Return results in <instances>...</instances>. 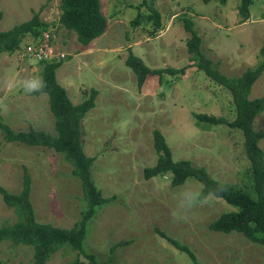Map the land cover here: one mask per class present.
Returning <instances> with one entry per match:
<instances>
[{"label":"rangeland","instance_id":"374dc122","mask_svg":"<svg viewBox=\"0 0 264 264\" xmlns=\"http://www.w3.org/2000/svg\"><path fill=\"white\" fill-rule=\"evenodd\" d=\"M139 2L100 0L106 28L85 50L72 31L58 24V0H0V30L39 10L53 50L64 54L55 78L71 103L80 102L90 88L97 91L94 106L80 119V139L84 154L93 157L90 176L109 201L98 206L87 221L83 250L93 255L95 264H193L165 235L186 245L200 264H264L263 245L238 232L208 229L220 212L231 209L221 199L185 214L177 207L178 198L186 188L198 189L195 181L171 186L169 173L149 179L142 176V168L156 158L152 130L157 129L173 160L188 159L204 167L210 177L251 193V171L243 156L240 132L192 116L205 113L231 120L234 109L227 91L190 64L185 47L188 33L174 16L191 18L202 54L220 73L235 78L259 63L264 0H252L245 20L237 11L238 0H153L150 5L160 21L153 35L147 7L139 9L145 18L131 24ZM28 41L31 37L25 36L12 53H0V121L13 131L35 128L54 133L47 95L26 94L19 87L7 86L8 82L18 85L27 78H40L41 65L22 54ZM78 50L82 52L76 55ZM128 50L149 68L190 66L182 75L164 74L159 82L156 76L148 77L137 88L134 74L123 62ZM263 95L264 69L252 83L248 98ZM253 129H264V109L254 118ZM257 144L264 158V138ZM23 168L30 181L28 200L35 220L71 227L86 207L71 165L51 149L6 142L0 132V187L17 193ZM16 219L0 195V227ZM76 258L92 264L67 247L53 252L45 264H65ZM31 262V246L0 241V264Z\"/></svg>","mask_w":264,"mask_h":264},{"label":"trees","instance_id":"16d2710c","mask_svg":"<svg viewBox=\"0 0 264 264\" xmlns=\"http://www.w3.org/2000/svg\"><path fill=\"white\" fill-rule=\"evenodd\" d=\"M202 1L207 3L210 0ZM152 2L153 0H140L135 6L137 12L131 21L132 25H136L143 20L145 16L139 9L141 6L147 7L149 14L146 17L153 25L150 35H153L160 27L158 13L150 5ZM219 2L224 3L225 0H219ZM251 3L252 0H238L237 11L241 19L245 20L248 17ZM58 9V24L72 31L76 41L82 46H88L93 39L105 31L106 18L101 12L100 0H58ZM174 17L180 20L184 32L188 33L185 47L190 54V64L227 91L234 109V116L231 120L205 113H192V116L194 120L209 125H225L231 129H237L241 134L243 156L247 159L251 171V193L236 189L226 182L227 191L218 193L217 196L231 209L220 212L207 227L209 230L223 233L238 232L250 242L264 246V158L257 144L258 139L264 138V129L258 131L253 129L254 118L264 109V95L248 98L252 83L264 69V42L259 47L261 57L257 66L246 70L239 77H226L200 51V37L193 28L191 18L185 14H177ZM46 29L47 23L39 19V10L33 12L27 20L14 24L6 30H0V53H12L19 47L23 37L35 38ZM123 62L134 74L137 88L145 84L148 77L156 76L159 82L164 74L182 75L190 66L187 63L178 68H149L131 50L127 51ZM38 63L41 65L40 78L46 83V87L43 92L31 94L45 93L47 95L48 109L53 117L54 133L35 128L13 131L2 121H0V132L6 142L41 146L62 154L71 165L72 175L80 182L86 207L81 212L80 218L69 228L38 222L34 218L28 200L30 181L26 169L23 168L21 188L17 193H9L0 187L2 201L6 206L13 208L17 217L12 224L0 227V241L7 240L14 244L21 243L31 246V264H45L51 254L62 247L77 251L89 263L95 264L93 255L83 250L87 221L93 216L96 208L109 201V198L101 195L90 176L93 157L86 156L82 150L80 119L94 106L97 91L90 88L84 93V98L80 102L73 104L67 97L65 89L55 79V69L61 64V59H41ZM152 145L156 158L152 165L142 168L144 179L169 173L171 186H178L187 180H193L199 187L203 183L209 188H214L216 182L219 181L210 177L204 167L195 166L188 159L173 160L170 148L157 129L152 130ZM164 237L176 249L185 252L193 264H200L186 245L168 236L164 235ZM116 245L117 243L111 245L110 250ZM65 264L87 263L76 258Z\"/></svg>","mask_w":264,"mask_h":264},{"label":"clouds","instance_id":"9594fccd","mask_svg":"<svg viewBox=\"0 0 264 264\" xmlns=\"http://www.w3.org/2000/svg\"><path fill=\"white\" fill-rule=\"evenodd\" d=\"M7 86L9 88L19 87L24 91V93L31 94L43 92L44 88L46 87V83L42 80V78L31 77L21 81L18 85L8 82ZM205 189H207V191H205ZM226 191V182L217 181L214 188H209L207 185L201 183L198 189H184L179 195L177 207L187 214L196 207L203 205L211 206L215 199L218 198L217 194Z\"/></svg>","mask_w":264,"mask_h":264},{"label":"built area","instance_id":"2783aa9c","mask_svg":"<svg viewBox=\"0 0 264 264\" xmlns=\"http://www.w3.org/2000/svg\"><path fill=\"white\" fill-rule=\"evenodd\" d=\"M51 34L48 30H43L39 36L31 38V41L26 42L22 47V54L25 57L32 58L36 61L41 59L55 60L63 58L64 54L53 50L51 45Z\"/></svg>","mask_w":264,"mask_h":264},{"label":"crops","instance_id":"0c3cea01","mask_svg":"<svg viewBox=\"0 0 264 264\" xmlns=\"http://www.w3.org/2000/svg\"><path fill=\"white\" fill-rule=\"evenodd\" d=\"M100 37V36H99ZM98 38V37H97ZM96 39V38H95ZM94 40V39H93ZM90 45V44H89ZM89 45L88 46H82L81 44L79 45V46H81V48L82 49H85V50H87V48L89 47ZM82 52V50H78L75 54L76 55H78V54H80ZM56 79V78H55Z\"/></svg>","mask_w":264,"mask_h":264}]
</instances>
